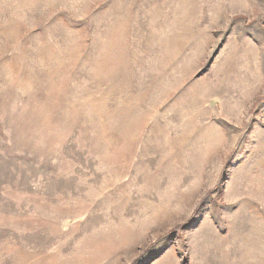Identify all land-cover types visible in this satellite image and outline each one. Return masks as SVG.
I'll return each mask as SVG.
<instances>
[{
	"label": "rangeland",
	"instance_id": "obj_1",
	"mask_svg": "<svg viewBox=\"0 0 264 264\" xmlns=\"http://www.w3.org/2000/svg\"><path fill=\"white\" fill-rule=\"evenodd\" d=\"M0 264H264V0H0Z\"/></svg>",
	"mask_w": 264,
	"mask_h": 264
}]
</instances>
